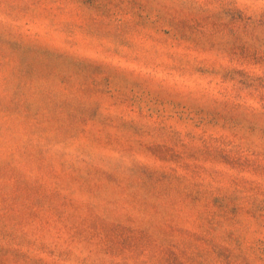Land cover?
<instances>
[{"label": "rangeland", "instance_id": "1", "mask_svg": "<svg viewBox=\"0 0 264 264\" xmlns=\"http://www.w3.org/2000/svg\"><path fill=\"white\" fill-rule=\"evenodd\" d=\"M0 264H264V0H0Z\"/></svg>", "mask_w": 264, "mask_h": 264}]
</instances>
